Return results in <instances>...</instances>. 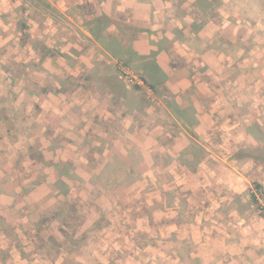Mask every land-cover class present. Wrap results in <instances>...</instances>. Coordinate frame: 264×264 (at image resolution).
<instances>
[{
  "label": "crops",
  "instance_id": "crops-1",
  "mask_svg": "<svg viewBox=\"0 0 264 264\" xmlns=\"http://www.w3.org/2000/svg\"><path fill=\"white\" fill-rule=\"evenodd\" d=\"M228 1L200 25L196 0H41L47 10L8 0L9 19L19 24L6 35L0 8V217L10 224L0 231V264H110L118 251L126 262L112 264H145L136 257H172L162 235L177 242L186 235L198 250L211 222L236 214L223 217L220 208L231 204L225 195L250 188L228 158L254 144L248 130L263 121L264 12L245 22L227 12ZM57 12L68 28L56 24ZM102 16L110 20L103 35L131 50L132 60L123 59L135 77H148L140 58L153 54L155 92L127 85L117 58L89 36L86 26ZM40 34L45 55L35 45ZM11 36L27 38L25 54L21 43V54L8 53ZM7 106L20 119L31 116L21 123L28 134L9 140ZM25 143L37 145L43 164L20 157ZM146 234L154 241L137 245L136 235ZM69 240L79 242L70 248Z\"/></svg>",
  "mask_w": 264,
  "mask_h": 264
},
{
  "label": "rangeland",
  "instance_id": "rangeland-1",
  "mask_svg": "<svg viewBox=\"0 0 264 264\" xmlns=\"http://www.w3.org/2000/svg\"><path fill=\"white\" fill-rule=\"evenodd\" d=\"M53 1H55L56 3L59 2L60 4L62 2V0H53ZM231 1L233 0H230L227 2V5H226L227 12L228 11L238 12V9L242 10L253 21L257 19V16L254 13L255 10H257L258 13H260L259 17L262 15V11L264 12V9L261 10V8H259L256 0H234L233 2ZM20 3L21 5H24L25 3L26 7L27 5H30V4L37 5L39 8H41L42 6V8L47 10V7L43 6L41 0H33V1L32 0H28V1L22 0V2ZM9 6H10V3L8 2V0H0L1 12H4L2 13V17L4 18L5 22H7V23H3L4 25L6 24V28H7L2 33L3 35L10 34L11 32H13V29H15L16 24H19L18 18L17 20L13 18L12 21L9 19L10 17V11L8 9ZM213 7L215 8L214 11L212 9V11L214 12L213 17H215V13L217 12L216 4ZM51 15H53V17L56 20L55 22L57 25H59V27L61 28L69 27L67 26V23L65 25V21L61 19V16L58 12L53 13ZM37 19L39 20L40 17L38 16ZM253 21L245 20V22H253ZM1 27L2 26H0V28ZM56 30H54L53 32H50L51 34H53V36L51 37L54 38L55 41H57V38H59L61 34V32L59 34L55 33ZM32 32L33 31H31V33ZM72 36H73L72 31L68 32L67 38H72ZM43 37L44 35L42 34H40V36L37 35V37H35V40H37V42L35 41V45L39 47V49H37V53L41 55L46 54L45 47L41 46L42 45L41 41ZM11 38H12V40L10 41L11 47L8 49V53L11 56H16V55L21 54L19 49H22V48H18L19 43H21L20 46L23 47V51L25 54L27 49L24 47L27 44V42H29L27 41V38L24 39L23 36H22L23 39L20 38V40H14L15 38H13V36H11ZM65 38L66 37H64V39ZM30 45L31 43H28V46ZM53 49H56V48H53ZM64 49H65V55L72 54L73 52V49L71 50L68 47ZM85 50H86L85 51L86 54H89L90 49H85ZM50 54H51L50 56H53V58H57V59L60 58L58 57L59 53H57V50L50 51ZM9 63H10L9 60L4 62V64L8 68L12 66ZM123 71L128 72V74L125 75ZM118 72L120 73V75H122L123 79L126 81V84L131 87L134 85H137V83L140 82L139 78L135 77L133 72L131 73V71L125 67H121V69L119 68ZM47 83L48 82H44V85H46ZM140 85H142V83H140ZM0 104H2V100L0 101ZM263 117L264 116H262L263 121L261 122L259 121L258 123H255L256 127H254L255 124L252 125V128L254 127L255 130L258 129L257 133H260L262 135H260V137L258 136V141H255V140L253 141L254 144L247 143L244 147V149H247L248 151H250L251 154H256L255 155L257 157L256 161H248L249 163L246 162L243 164L241 161H239V164H242L240 165V169L242 170V172H244V174H246L248 181L250 180V188L242 196H233L231 194H228L227 196L225 195L226 199L227 198L231 199L230 201L231 204L229 205L226 204V206L222 205L220 208L221 215L223 217L225 214H228L232 209H234L236 214L231 216L230 218L228 216L225 219L223 218L222 224H219V223L213 224L211 222L210 225H208L210 235H206L207 237L205 238V241L208 243H204V247L198 250H195L197 247L196 241L188 239L186 235H178L181 238L185 237L182 240L179 239L178 242L175 241L174 239L172 240L166 239L165 237L167 235H162L163 241L162 243L161 241L159 242L160 247L163 249V251H166L167 253L171 252L172 257L165 256L166 255L165 254V255H162L161 257L159 256L158 258L159 260L157 259L153 260V259H149L150 257H146V255L142 257L143 254L142 255L140 254L138 257H136L137 259L139 258L140 260L142 259L150 260L148 262H145V264H181L180 261L187 262V263L191 261V264H202V263L203 264H215V263L217 264H264V196H261L259 193L258 194L256 193L258 201H259L258 205H255L253 203L250 204L251 200L249 198V193L251 190H253L254 182L259 183L264 188V144H263L264 143V118ZM196 199L199 201L201 200L205 201L206 197L199 193ZM236 199L239 202L237 204H236ZM245 203H249L250 207H246V209H244ZM237 214H238V220H235V217ZM239 217L243 221H240ZM214 228L222 229L225 232V234L220 235L218 232L219 230L218 229L215 230ZM146 235L148 236L145 237L144 239L141 236L136 235L135 239H136L137 245H140V244L142 245L143 243H146V242H149V243L152 242V239L155 235L154 234H146ZM195 236L202 239L201 235H195ZM69 242H70V245L74 248L78 244L79 240L78 241L69 240ZM124 250L127 252H131L129 249H124ZM136 251L139 252V250H136ZM189 251L197 252L199 256H196L193 258V260H191L186 257ZM119 252L120 251L117 252L118 254L117 253L112 254V256L109 258L111 262L110 264H112L114 261H117L118 263L120 261L126 262L124 259L125 254L123 255V254H120ZM5 258H7V256H5ZM72 259L73 258H69L67 262H72ZM177 260L178 262H176ZM74 262L78 263L77 261H74ZM83 263H87V262H83ZM88 263H90V261H88Z\"/></svg>",
  "mask_w": 264,
  "mask_h": 264
},
{
  "label": "trees",
  "instance_id": "trees-1",
  "mask_svg": "<svg viewBox=\"0 0 264 264\" xmlns=\"http://www.w3.org/2000/svg\"><path fill=\"white\" fill-rule=\"evenodd\" d=\"M234 1V0H233ZM231 1V2H233ZM257 4L259 6V8H261V10L264 9V0H256ZM216 4V10L218 11L219 9H222L223 6V2L222 0H196L194 7L196 8V10L198 11V16L201 17L203 19L202 23L200 25H203L206 20H211L214 16V10L215 8L213 7ZM213 9V11H212ZM254 13L257 16V19L259 17V14L257 10L254 11ZM238 14L245 19L246 21H253L250 17H248L242 10L238 9ZM110 24V20L108 18H106L105 16L102 17H98L92 20L91 25H87L86 26V30L87 33L89 34V36L95 41L96 44H98L107 54H109L110 56H112L113 58H117L118 62L122 65V67L125 68H131L130 65V61L128 60H124L123 56H126L129 60H132L131 58V50H127L125 47L123 48L120 44L116 43L114 40H111L110 37L103 35V32L105 30V28ZM106 38L108 39V41H106ZM96 53V52H95ZM153 58V54H150L148 57H142L140 59L142 60H148L147 63V68L144 69V72H148V77H143L140 74H138L140 77L139 80L141 81V83L146 86L149 90L155 92V88L154 85L152 83H154V73H158V70L152 60ZM105 61V60H104ZM118 70V69H117ZM135 71V70H134ZM120 75V74H119ZM62 84L64 85V82H62ZM90 83H88L89 86ZM84 85V84H83ZM86 85V84H85ZM133 89L136 90H140V87L138 85H134L132 86ZM35 89H38L37 87H35ZM7 109V110H6ZM11 112L9 110V107H5L3 108V111L1 112V122L6 123L7 120H10L12 122V128H14L13 131H11L10 129L8 130V136L10 137L9 140H11V138L13 136H15V134H25L31 131V128L29 127H21V123L26 122L27 120H32L30 115H24V117L22 119H20L19 113H14ZM33 125V124H31ZM256 127V125L254 126ZM251 128L249 131V133L251 134V137L255 140L258 141V136L260 137V133H257L258 129H254ZM263 143V142H262ZM0 144H5L3 142L2 137L0 136ZM264 144V143H263ZM20 157H25L27 156L28 159H33V162L36 163H40L43 164L41 161V157H40V153L38 152V148L37 145L35 146H31L29 143H25V145L23 146V149H21V151L19 152ZM28 154H33V157H29ZM256 154H251L250 151H248L247 149H241L239 150L237 153L232 154L228 160H229V164L233 167L236 168H240V165H242L243 163H246L248 161H256ZM20 157L18 160H20ZM239 161L242 162V164H239ZM40 164H37L38 166ZM35 165V164H34ZM32 166V164H31ZM19 167L21 168V164L19 165ZM135 167L133 166L130 169V174L128 175V179L129 180H133L135 177ZM69 178H75V177H70ZM33 185V183H32ZM31 184H29V186H32ZM256 193L260 194L261 196H264V188L262 187V185H260L259 183H253V190L250 191L249 193V198H250V204L253 203L255 205L259 204L258 198ZM237 198V197H236ZM239 203L238 200L236 199V204ZM249 203H245L244 205V209H246V207H250ZM180 212H182V210H180ZM44 217V216H43ZM10 228V224L8 223V220H6L3 217H0V231L3 230L4 232H8ZM77 241V240H75ZM56 245V244H55ZM57 246V245H56ZM72 248V246L70 247Z\"/></svg>",
  "mask_w": 264,
  "mask_h": 264
},
{
  "label": "built area",
  "instance_id": "built-area-1",
  "mask_svg": "<svg viewBox=\"0 0 264 264\" xmlns=\"http://www.w3.org/2000/svg\"><path fill=\"white\" fill-rule=\"evenodd\" d=\"M123 72H124V74H125V75H127V74H128L126 71H123ZM139 81H140V80H139ZM140 83H141V81H140Z\"/></svg>",
  "mask_w": 264,
  "mask_h": 264
}]
</instances>
